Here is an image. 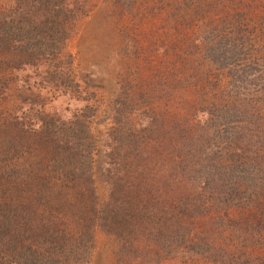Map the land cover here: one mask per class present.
I'll list each match as a JSON object with an SVG mask.
<instances>
[{
  "label": "trees",
  "instance_id": "obj_1",
  "mask_svg": "<svg viewBox=\"0 0 264 264\" xmlns=\"http://www.w3.org/2000/svg\"><path fill=\"white\" fill-rule=\"evenodd\" d=\"M258 5L254 18L204 49L233 90L220 104L157 128L154 118L141 127L123 122L132 112L117 99L99 167L109 186L103 201L87 108L69 119L25 109L22 87L9 102L30 69L57 87L73 83L58 57L81 16L78 4L0 7V264H88L96 228L117 240V264L172 246L207 264H264V0Z\"/></svg>",
  "mask_w": 264,
  "mask_h": 264
},
{
  "label": "rangeland",
  "instance_id": "obj_2",
  "mask_svg": "<svg viewBox=\"0 0 264 264\" xmlns=\"http://www.w3.org/2000/svg\"><path fill=\"white\" fill-rule=\"evenodd\" d=\"M65 1L78 4L81 10L75 30L58 57L73 83L58 82L57 87L42 78V71L30 69L19 75L9 102L19 100L16 91L22 87L28 91V103L20 104L25 109L31 104L51 116L69 119L87 108L84 113L89 115L98 142L95 188L103 201L109 186L99 167L109 143L106 135L114 124L112 108L117 99L132 112L128 120L120 117L123 122L141 127L154 118L157 128H162L161 124H181L197 114L200 117L201 109L220 104L233 90L228 85L229 77L208 61L206 44L236 31L238 22L254 18L260 6L258 0ZM11 2L0 0V7ZM254 35L247 38V46ZM258 38L264 45V34ZM30 91L39 97L38 104L32 102ZM197 133L194 130L191 134ZM239 215L231 217L239 219ZM215 234L219 240L225 236L223 232ZM118 247L114 236L96 228L88 264H117ZM189 249L172 246L160 257L152 253L133 264H207Z\"/></svg>",
  "mask_w": 264,
  "mask_h": 264
}]
</instances>
